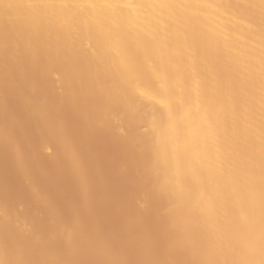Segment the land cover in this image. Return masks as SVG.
<instances>
[{"label":"bare ground","instance_id":"bare-ground-1","mask_svg":"<svg viewBox=\"0 0 264 264\" xmlns=\"http://www.w3.org/2000/svg\"><path fill=\"white\" fill-rule=\"evenodd\" d=\"M60 29L65 32L68 38L67 43L62 44L63 46L67 44L63 48L64 50L59 47V43L65 41L59 42L58 40L62 35L65 37L66 35L63 33L58 36L57 30L59 32ZM203 44L210 47L220 46L225 60L229 62V68L221 71L214 65L204 64V60L202 62L204 56L200 51ZM78 54L104 59L118 76L119 80H117L125 86L130 94L143 101L153 102L164 110V116L155 115L156 117H153L149 125L153 134L152 142L156 150V161L163 166V182L166 187L184 197L182 203L174 211H177L178 208L182 209V213L178 211L177 213L182 214L183 221L186 224L190 222L191 227L192 224L196 225L194 224L196 222L193 221H198L205 231L204 236L200 239L201 247L210 249L207 250L211 251L213 261L221 264L227 256L231 255L224 264H228L227 261L230 264H264V162L259 161L264 154V0H0V70L3 75L11 61L20 63L19 66H21V57L26 59L30 65L37 66V61L34 58L39 60L38 57L44 56L48 58L47 62H50L49 58H56L57 61L63 63L68 60L72 62L71 58L77 57ZM89 63L91 64V62ZM45 64L47 69L51 67V65L48 67L46 62ZM70 64L72 65V63ZM22 67L25 69L24 63ZM9 68L12 69V67ZM90 69L92 70V68ZM99 69L102 68L99 67ZM13 70H17V68ZM18 72L16 71V77ZM141 72H144L152 84L139 80ZM239 75L247 77L252 86L251 89L257 92L256 102L247 97L241 105L235 98L233 87L239 83ZM17 79L18 82L20 78ZM113 83L114 86L117 82ZM105 84L108 85V82ZM21 85L23 87L12 88L26 94L33 93L34 90L37 92L34 84L31 86L21 83ZM3 87L5 86L3 85ZM115 89L118 90V87ZM116 93L111 94L113 99ZM28 95L26 98L23 97L30 100L29 97L32 94L29 97ZM117 95L120 96V93ZM7 96L9 95L7 94ZM20 101L22 102V100ZM32 102L35 107L40 105V103L35 105V102ZM40 102L43 103V101ZM7 105L9 106L8 103ZM2 109L0 108L1 111ZM45 112L47 111L44 110L43 113ZM0 115L3 117L2 114ZM47 115L44 117H48ZM6 116L7 118L11 117L10 112ZM14 118L16 119V117ZM15 121L18 122V118ZM1 122L0 127H3ZM8 122L6 123L10 125ZM43 122L46 123V127L43 126L45 129L53 124V120L47 118ZM122 128L120 129L122 130ZM53 129H48L51 132L45 131L50 133L51 139L52 137L59 138L61 141L66 139L64 133L59 131L52 136ZM2 130L1 133L5 131L7 133V130ZM60 134H63L62 137ZM1 136L0 138H4ZM15 143L20 145L16 140ZM64 143V145L62 144V154L68 163L69 161L73 163V165L69 163L71 167L73 166L70 172L73 171L79 180L80 178L83 180L84 174L81 168L83 165L80 167V159L75 153L76 150L74 151V145L67 146L66 141ZM67 143L69 144L68 141ZM50 144H47L48 148H50ZM18 145L17 147H19ZM64 146L66 147L64 148ZM17 147H15L16 150ZM22 151L20 150L21 153L18 154H22ZM26 153L25 155H27ZM18 154L17 156H19ZM32 157L31 161H34L35 158ZM29 160L27 161L31 162ZM21 168L23 169V167ZM28 173L30 174V172ZM33 175L31 174V178ZM23 177L24 180L31 179L24 173ZM33 184L35 185V183ZM31 187L33 195L39 196L46 205V198L49 195L45 200L40 190L39 192L38 189H34L33 185ZM40 188L42 190V187ZM191 189L196 192L194 197L189 194ZM2 205L4 206V204ZM56 207L54 205V209ZM40 209L43 211L42 208ZM1 210L4 209L1 208ZM1 210L0 212L5 215L6 209ZM55 211L58 213L56 209ZM19 213L22 215L21 211ZM177 213L176 215L180 217ZM6 214L8 215L9 212ZM15 218L10 220L14 222ZM19 218L18 221H21ZM24 218L26 224V216ZM2 220H0V227L4 225V219ZM61 220L63 221V219ZM13 222L8 223L7 221L5 226H7L6 224L11 225ZM24 223L16 224V227L28 228L26 230L29 231L31 222L27 225ZM34 226L36 225L33 224L32 227ZM56 226L58 224H55ZM67 231L68 227L64 223L61 232L65 234ZM69 237L67 236V238ZM72 237L76 240L78 238L76 235ZM90 240H94V238ZM74 242L76 243L73 244ZM77 244V241L70 239L68 246L72 245L73 247ZM89 245L101 246L96 238L95 241H90ZM102 246L107 247V245ZM93 248L96 249V247ZM104 248L102 247L103 252H105ZM105 250L109 255V249ZM0 251L2 254V249ZM53 254L55 255V253H52V258ZM47 255L49 256L46 253L45 256L48 257ZM208 255L211 256L210 253ZM17 257L19 258V254ZM17 257L14 256L15 262L20 260L17 261ZM21 258L24 257L21 256ZM110 260L112 261L114 258ZM115 260L109 264H115ZM11 262L14 261L11 260ZM25 262L24 264L27 263ZM7 263L3 262V264ZM106 263L108 264V261Z\"/></svg>","mask_w":264,"mask_h":264},{"label":"rangeland","instance_id":"rangeland-1","mask_svg":"<svg viewBox=\"0 0 264 264\" xmlns=\"http://www.w3.org/2000/svg\"><path fill=\"white\" fill-rule=\"evenodd\" d=\"M60 30L59 32L57 30L58 36H61L63 33L65 34L62 29ZM62 36L58 41H65L61 44L59 43V47L64 50L63 48L67 44L64 46L62 44L67 43L68 38L67 35L66 37ZM215 47L203 44L202 49H200L204 56L202 62L204 60V64L214 65L221 71L225 68L228 69L230 65L225 60L224 53L220 49L221 47ZM76 56L71 58L72 62H70L71 60L64 61L66 63L57 61L58 59L56 58H49L50 63L47 62L48 58L41 56L45 60L41 57H38L39 60L34 58L37 61V66L30 65L26 59L21 57V66H19L20 63L11 61L7 66L8 68L5 69V75L0 70V108H3L2 111L0 110L2 112L0 114L3 116L1 117L0 115V118H2L0 121H2L4 129L3 127L0 128L4 131L7 130V133L6 131L2 132L3 134L0 132L2 135L0 136L4 137L0 138V201L4 204L3 206L0 203V207L4 210L6 209L4 211L0 208L1 211L5 212V215L3 212H0V214L2 217L7 216L6 218L0 216L1 221L4 219V225L1 223L3 227H0V243L2 245H0V249H2V254L0 251V263L17 264L21 262L24 264L26 261L28 264H44L45 262V264H50V262H52L51 264H107L106 262L108 261L109 264L116 259L115 264H217L212 259L211 251L208 252L210 249L207 248V250L201 247L200 239L204 236L205 231L198 221H193L196 222L194 223L196 225L192 224V228L190 222L186 224L181 217L182 214H179L180 212L182 213V209H177L179 213L174 211L182 203L184 197L170 190L163 182L164 170L163 166L156 161V150L152 142L153 134L149 125L153 117H156L155 115L164 116V110L153 102L143 101L130 94L125 86L118 81V76L106 64L104 59L89 57L85 54L84 56L83 54ZM81 60L85 61L82 62ZM45 62L48 67L51 65L49 69H47ZM23 63L25 69H22ZM48 63L50 64L48 65ZM56 63L59 67L56 66ZM9 67H12V69ZM29 67L30 69H28ZM99 67L102 69H99ZM16 68L17 70H13ZM16 71L18 72L17 77ZM140 74L139 80L141 82L152 84V81L148 79L144 72ZM10 76L11 78H9ZM238 77L240 79L239 83L243 82L237 83L233 87L234 96L237 101L242 105L245 99L250 97L253 102H256L257 92L251 89L252 86L248 78L243 75H239ZM17 78H20L18 82ZM114 81L118 83H115L116 86H113ZM107 82L108 85L105 84ZM21 83H27V85L31 86L34 84L37 92L34 90L32 91L33 93L29 92L26 94L23 91L12 88L23 87ZM115 87H118V90ZM105 91L107 93H104ZM115 92L117 93L113 99ZM119 93L120 96L117 95ZM28 94L36 99L33 98V100ZM27 95L30 100L28 98L25 99ZM123 97L127 99H122ZM31 99L35 102V105L40 103V105L38 104L39 107L37 105L36 108ZM40 101H43V103L41 104ZM6 110L10 112L11 117L18 118V122H14L16 120L14 117H8L12 121L8 119L6 116L8 112ZM44 110L47 112L43 113ZM30 112L31 114H29ZM46 115L48 117H44ZM46 118L53 120V124H51L52 126L50 125L51 127L49 126L45 129L46 123L43 121ZM50 128L53 129L52 136L55 133L63 132L66 139H62L63 141L54 137L51 139L50 133H48L51 132V130H48ZM40 131H43L42 133L44 134L40 133ZM62 135L60 134L61 137ZM44 137L45 139H43ZM20 138L21 140L19 141ZM40 138L43 141L42 143ZM11 139L12 141L14 140L13 145L11 144L12 141L9 142ZM50 139L51 142L49 141ZM233 139L235 140L234 134ZM15 140L16 142L18 141L21 147L15 143ZM65 141L67 146L74 145V151L76 150L75 153L80 159V167L83 165L81 167L84 174L83 180L81 178L79 180L73 171L70 172L73 167L70 164L73 165V163L69 161V164L68 160L65 159L66 157L62 154V147ZM14 144L15 147L19 146L17 150L15 147L13 148ZM47 144H50V146L48 145L50 148L47 147ZM20 150H23L22 154H18L21 153ZM17 151L18 153L15 154ZM10 153L12 154L10 155ZM20 156L21 158H19ZM22 156H24V159ZM32 156L35 158L34 161H31L33 159ZM262 157L259 161L264 162V154H262ZM17 163L20 164L18 165ZM23 173L29 178H31V174L34 175L31 179L24 180ZM80 181L84 182L81 185L82 187L80 186L82 184ZM31 185L35 186L34 189L41 191L44 199L49 195L46 198L47 200L45 199L47 201L46 205L40 200L39 196L33 195ZM40 187H42V190ZM44 189L45 191H43ZM189 194L191 197H194L196 192L191 189L189 190ZM53 202H55V207L57 206L55 209L58 213L54 209ZM50 210L53 211L51 212ZM7 211L9 212L8 215L6 214L8 213ZM20 211L24 217L26 216V224L24 223L25 218L19 213ZM10 213L12 216L15 215L17 223L15 220L14 222L12 221L14 217ZM54 214L56 221L53 218ZM18 217L21 218V221L24 218L23 221H18ZM7 221L8 223L13 222L11 224L13 226L8 224L5 226ZM30 222L31 224L29 225L31 227L28 225L30 227L29 231H27L28 228L16 227V224L22 225L24 223L27 225ZM64 223L68 227L67 233L65 232L66 235L61 232ZM33 224L36 226L32 227ZM55 224H58L59 227H55ZM31 228H35L34 231ZM72 229L74 230L72 231ZM73 233L79 239L71 238V236H75ZM67 236H70L71 241L78 242L77 245H73L74 248L72 245L70 246L71 249L68 246L70 239ZM90 236L94 238V240L90 241H95L96 238V241L100 242L101 246L89 245V239H93L92 237L88 238ZM102 245H107L109 248ZM93 247H96V249ZM102 247H105L103 249L105 252V249L107 251L109 249L108 252L111 254L109 253L108 255L107 252H103ZM51 252L55 253V255L53 254V258ZM46 253L49 254V256L47 255L48 257L45 256ZM207 253H210L211 256ZM18 254L19 258L17 257ZM14 256L18 258L17 261L20 259L19 262H15ZM21 256L24 258H21ZM110 256L114 260L111 261ZM229 257L227 256L226 259L229 260ZM11 260L14 262L10 263ZM225 260L221 264H224ZM48 261L50 262L47 263ZM227 263L230 264L229 261Z\"/></svg>","mask_w":264,"mask_h":264}]
</instances>
